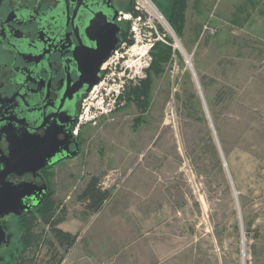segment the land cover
<instances>
[{
	"label": "rangeland",
	"instance_id": "rangeland-1",
	"mask_svg": "<svg viewBox=\"0 0 264 264\" xmlns=\"http://www.w3.org/2000/svg\"><path fill=\"white\" fill-rule=\"evenodd\" d=\"M148 1L176 52L160 74L151 72L147 109L126 93L145 78L152 45L142 47L148 55L129 57L134 80L110 111L101 88L111 75L90 92L80 150L52 170L56 215L65 209L59 227L78 240L67 252L50 247L55 241L38 222L37 247L1 250L0 264H14L20 253L24 264H57L60 257V264H90L80 236L101 217L94 223L99 211L86 214L77 195L91 175L111 195L124 185L137 190L126 210L118 207L126 219L119 230L136 234V219L148 222L145 247L126 244L133 253L145 249L146 259H126L129 252L109 239L101 261L117 254L120 264H264V0H187L181 36L162 15L168 0Z\"/></svg>",
	"mask_w": 264,
	"mask_h": 264
},
{
	"label": "flooded vegetation",
	"instance_id": "flooded-vegetation-1",
	"mask_svg": "<svg viewBox=\"0 0 264 264\" xmlns=\"http://www.w3.org/2000/svg\"><path fill=\"white\" fill-rule=\"evenodd\" d=\"M137 17L144 28L136 0H0V251H21L25 222H41L90 92L130 74Z\"/></svg>",
	"mask_w": 264,
	"mask_h": 264
},
{
	"label": "trees",
	"instance_id": "trees-1",
	"mask_svg": "<svg viewBox=\"0 0 264 264\" xmlns=\"http://www.w3.org/2000/svg\"><path fill=\"white\" fill-rule=\"evenodd\" d=\"M187 6V0H168V3L162 10V15L170 28L177 36L183 34V27L185 22V10ZM167 42H162L160 40H155L150 47L149 55L151 60L146 68V76L140 79V83L137 86L130 87L129 91L126 93L127 100L135 101V104L142 110L145 111L149 104V88L151 84V72L152 74H160L167 62L171 59L172 55L175 54V49L172 46V40L167 37ZM138 116L137 120L141 119ZM111 197V192L109 189L102 186L100 177L96 175H91L87 180L82 191L77 195L79 203L83 206L86 214H94L102 209L104 204ZM59 206L55 204L54 200H50L45 209L40 212V220L46 225L52 239L55 241V246L52 242H49V246L53 248L60 247L63 248L64 252L74 244L77 235L73 234L67 230H63L59 227V224L64 221L65 209L61 208L58 215ZM21 240L23 242V249H32L37 247L39 244L42 234L34 230L32 223L25 222ZM61 258H59L57 264L61 263ZM14 264H24L23 253H20L14 258Z\"/></svg>",
	"mask_w": 264,
	"mask_h": 264
},
{
	"label": "crops",
	"instance_id": "crops-1",
	"mask_svg": "<svg viewBox=\"0 0 264 264\" xmlns=\"http://www.w3.org/2000/svg\"><path fill=\"white\" fill-rule=\"evenodd\" d=\"M125 172H126L125 168L121 170V174ZM124 186L114 190L109 200L104 204L102 209L99 210V214L97 215V217L95 219L93 218L94 223L96 219H98V217H101V220L96 224H94L92 229L90 223V231H87L84 233V235L80 236V239L81 240L83 239L85 248L87 249V253H83L85 254V258L88 260L92 258L90 264H120V262L117 261L116 259L117 254H115V257L113 258H107L106 254H104L101 261V256L103 255V251H104L101 243L108 241L109 239L110 242H114L112 244L114 245V247H117V243H118L119 245L123 246L122 248L123 250L129 252L128 254L127 253L123 254V256L126 259L129 258L131 260L133 256L135 258H139V256H144V259H146L147 257L145 256V249H143L144 250L143 253L138 250H136L133 253L131 252L130 248L126 250V244L130 243L129 240H134V242L140 241L142 245L141 247H145L146 236L148 233V229L146 227L148 225V222L147 220H145V215L143 216L144 218L142 217L136 219V224L134 223L136 228L142 227V229L139 230L138 233L135 234L134 232H132L127 234L126 231H124L123 229L119 230V226L123 225L124 221L126 222V219L124 217L123 212L118 213V207L126 210L127 206L129 207V202H130V199L128 201V197L133 195L132 194L133 192L135 194L138 193L137 190L133 189L132 186L130 187L128 186L124 187ZM119 190H123L125 192H123L118 196ZM142 206H143V212L141 213H144L146 209L145 208L146 203L144 202ZM130 213L132 215V212ZM155 229H156V224H155ZM78 238L79 236L77 237V240ZM88 260H86V262Z\"/></svg>",
	"mask_w": 264,
	"mask_h": 264
},
{
	"label": "built area",
	"instance_id": "built-area-1",
	"mask_svg": "<svg viewBox=\"0 0 264 264\" xmlns=\"http://www.w3.org/2000/svg\"><path fill=\"white\" fill-rule=\"evenodd\" d=\"M136 7L142 8L145 10V23H144V28H142L145 30V32H142L141 26H139L138 24L139 18L137 17L136 19L137 21H135L131 25L130 34L133 36V39L135 41V43L131 47V52L134 53L136 56L145 55V54L148 55L147 51H145V49H142V47H146L148 45V48H149L152 45V42H154L155 40H160L166 43L165 34L163 32L160 33L158 29L159 23L165 24V22L163 18H160V17L154 19L155 13L153 11L152 5L150 4L148 0H136ZM117 52L118 51H116L114 54L115 57L117 55ZM143 64L145 66V58L143 60ZM132 66L134 67L135 63L127 64V62H125L123 67L124 68L127 67L128 69H131ZM129 75L130 74L125 75L122 71L121 74L117 76V80H113L112 83L106 88L105 96H108V99H109V104H108L109 111L112 109V107H114L113 101H115L116 97L122 94V92L128 87L129 80H134V77H132L131 75L129 76ZM111 85H113V87ZM114 86H116V88Z\"/></svg>",
	"mask_w": 264,
	"mask_h": 264
},
{
	"label": "bare ground",
	"instance_id": "bare-ground-1",
	"mask_svg": "<svg viewBox=\"0 0 264 264\" xmlns=\"http://www.w3.org/2000/svg\"><path fill=\"white\" fill-rule=\"evenodd\" d=\"M152 8H153V11H154V13H156L160 18H161V16H160V14L158 13V11L152 6ZM166 25V24H165ZM169 28V27H168ZM172 33V32H171ZM175 38V42H176V45L178 46V47H180L181 48V46H180V43H179V41H178V39L176 38V37H174ZM185 55V54H184ZM185 57H186V59H188V57L185 55Z\"/></svg>",
	"mask_w": 264,
	"mask_h": 264
},
{
	"label": "water",
	"instance_id": "water-1",
	"mask_svg": "<svg viewBox=\"0 0 264 264\" xmlns=\"http://www.w3.org/2000/svg\"><path fill=\"white\" fill-rule=\"evenodd\" d=\"M76 152H77V149H75V150H73V151H71V152H69L68 153V155L69 156H73V155H75L76 154ZM43 164H40L39 166H37V167H41ZM0 237H1V235H0Z\"/></svg>",
	"mask_w": 264,
	"mask_h": 264
}]
</instances>
